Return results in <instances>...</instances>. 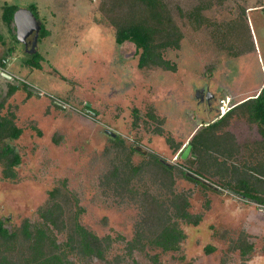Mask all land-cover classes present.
Wrapping results in <instances>:
<instances>
[{
    "label": "rangeland",
    "instance_id": "374dc122",
    "mask_svg": "<svg viewBox=\"0 0 264 264\" xmlns=\"http://www.w3.org/2000/svg\"><path fill=\"white\" fill-rule=\"evenodd\" d=\"M104 1L0 0V60L7 58L0 116L12 113L22 130L3 141L20 163L11 179L0 164V219L15 235L0 238V264H34L43 254L57 255L59 264H264V206L219 189L245 179L264 197V182L248 173L264 165L257 126L236 114L216 132L238 144L227 162L214 153L197 163L175 159L195 129L216 118L197 90L208 91L217 106L224 97L240 104L264 85V0H163L181 34L178 48L162 50L172 71L138 68L133 45L115 43ZM4 4L35 6L49 30L34 48L43 57L40 69L24 65L31 43L23 47L15 26L1 21ZM9 86L18 89L6 97ZM86 103L97 116L84 112ZM152 155L172 171L163 172ZM184 169L201 172L218 190L186 180ZM182 200L188 213L201 216L199 225L175 216ZM42 212L52 223H42ZM25 221L34 238L22 236ZM170 221L184 238L176 251L164 252L150 240ZM36 228L47 237L40 247ZM83 231L96 238L89 248L80 244ZM245 243L252 249L241 255Z\"/></svg>",
    "mask_w": 264,
    "mask_h": 264
},
{
    "label": "trees",
    "instance_id": "16d2710c",
    "mask_svg": "<svg viewBox=\"0 0 264 264\" xmlns=\"http://www.w3.org/2000/svg\"><path fill=\"white\" fill-rule=\"evenodd\" d=\"M101 10L107 15H110V19L115 27V43L122 45L124 43H130L135 48V53L138 55V66L140 68L145 66H158L163 69L174 70V66H170L169 61L163 58L162 50L166 47L178 48L181 39L179 30L174 26L170 12L167 9L163 0H108L104 1L100 5ZM35 6L30 5V10L36 20L39 21L35 15ZM19 9L13 4H4L1 6V21L11 28L13 25V15ZM126 11V12H124ZM40 30L38 33V42L49 35V30L39 21ZM7 52L12 53V49L8 48ZM5 57L0 60V68L3 69ZM41 61L43 57L37 51H32L24 59V65L33 69L41 68ZM27 95L34 94V91L24 86ZM18 87L9 86L6 93V97L13 94ZM240 115L244 117L249 123H253L257 126L260 136L264 139V86L260 90L259 94L255 98L248 99L231 109L228 113L222 116L220 119L214 121L209 126L203 129V137L196 136L194 140L195 150L198 153L201 152L200 146L215 147L218 137L216 131L222 127L228 119L233 115ZM14 115L7 113L5 116H0V163L6 166L10 173L12 169L20 162L19 156L12 151L6 144L2 145L4 139H16L20 135V129L13 123ZM149 118L155 120V118L149 115ZM223 139L232 138L228 133L222 135ZM154 163L165 173H170L172 168L168 167L162 160L155 155L151 156ZM12 176V174L5 173ZM9 176V177H10ZM179 203V202H177ZM176 217L187 218V214L184 208L179 207L176 209ZM44 216V215H43ZM46 220H49L47 216ZM53 221V220H49ZM28 226L23 228V235L26 239H31V232L27 230ZM37 246L40 247L41 239H47L44 232L40 228H36ZM84 232V231H83ZM85 238H80V244L84 248H89L91 242L96 238H88V233H80ZM13 235L8 233L6 228L3 227V222L0 221V238L4 241H10ZM180 234L175 230L174 226H163L158 236L154 239L152 244L163 251L176 250L178 243L182 238H179ZM97 242V241H96ZM59 258L55 254L41 255L33 259L34 264H59Z\"/></svg>",
    "mask_w": 264,
    "mask_h": 264
},
{
    "label": "flooded vegetation",
    "instance_id": "af4514ba",
    "mask_svg": "<svg viewBox=\"0 0 264 264\" xmlns=\"http://www.w3.org/2000/svg\"><path fill=\"white\" fill-rule=\"evenodd\" d=\"M39 22V21H38ZM39 33V32H38ZM35 35H34V32L31 34V35H29L26 39H25V41L24 42H20V44H22L23 45V47H25L29 42L31 43V52L34 50V48H35V44L37 43V41H38V35H37V39L35 40V37H34ZM30 38H32V40L30 41L29 39ZM6 62H7V58L5 59V61H4V64H3V66H4V70H5V66H6ZM170 63V62H169ZM138 66V65H137ZM138 68H140L139 66H138ZM166 70H170V69H166ZM172 71V70H171ZM2 74H6V73H1V75ZM6 75H8V74H6ZM8 76H10V75H8ZM4 77V76H3ZM12 77V76H11ZM5 78V77H4ZM6 80H8V81H12V80H14L13 79V77H12V79H8V78H5ZM264 86V85H263ZM262 86V87H263ZM262 87H261V89H262ZM260 89V90H261ZM260 92V91H259ZM259 92L257 93V95L259 94ZM200 94V95H199ZM203 94V95H202ZM256 95V96H257ZM195 96H196V98H198L203 104H206V105H208V108H210V107H213V109H214V112H215V114H216V118H215V120H213V121H211V122H209V123H206V124H200L196 129H195V131L191 134V136H190V138L188 139V141L184 144V146L182 147V149L175 155V159H180L182 162H189V163H197L201 158H202V154H206L205 156H210L212 153H214V158L215 159H217V161H220V162H223V160L224 161H228V160H230L237 152H238V144L236 143V141L233 139V138H225V139H222V140H217V142H216V144H215V147L214 146H212V148H210V147H204L203 145H201L200 146V150H201V154L200 153H198L196 150H195V144H194V140H195V138H196V136L197 135H199L200 133L199 132H202L203 131V129L204 128H206V126H209L211 123H213L214 121H216V120H218V119H220L222 116H224L226 113H228L231 109H233L236 105H238V104H235V103H232L231 102V100H230V102H231V104H232V107L225 113V114H223V115H219L218 113H217V106H216V103L214 104V105H212L211 106V103L212 102H214V98H213V96H211V94H209V92L208 91H205L204 89H199V90H197V92H195ZM255 96V97H256ZM255 97H251V98H255ZM224 98H228V97H224ZM251 98H249V99H251ZM230 99V98H229ZM248 100V99H247ZM55 103H57V102H53V104L54 105H56ZM218 103H219V101H218ZM242 103V102H241ZM59 104V103H58ZM61 105V104H60ZM218 105V104H217ZM58 106V105H57ZM61 106H63V105H61ZM60 107V106H59ZM61 108H64V106L63 107H61ZM84 112L87 114V115H89V116H91V117H94V116H97L96 115V113L91 109V105L90 104H88V103H86L85 104V107H84ZM133 115L135 116V119H138V111L136 110V109H133ZM150 115V114H149ZM152 116V115H151ZM154 117V116H153ZM150 119H152V118H150ZM135 124V123H134ZM17 128H19V127H17ZM221 128V127H220ZM20 129V135L16 138V139H18L20 136H21V134H22V130H21V128H19ZM219 130V129H218ZM217 130V131H218ZM216 131V132H217ZM106 132H108V134L111 136V137H115L116 135L115 134H112L110 131H108V130H106ZM259 132V131H258ZM217 134V133H216ZM225 134V133H224ZM260 135V134H259ZM217 136V135H216ZM222 136V135H221ZM16 139H11V138H9L8 140H16ZM4 140H7V139H4ZM257 143V145L258 146H260V148H262V150L264 151V139L260 136V139H259V141H257L256 142ZM4 143L2 142V145H3ZM10 149H12V151L14 152V153H16L17 155H18V153L10 146V145H8V144H6ZM188 145H190L191 146V149H190V152H189V154L187 155V157L185 158V159H182L181 158V154L183 153V151L185 150V148L188 146ZM136 148H140V147H135V150H136ZM137 152H139L140 154H142V155H145L146 154V152L145 151H143V150H141V152L140 151H138V150H136ZM142 152H144V153H142ZM210 154V155H209ZM19 156V155H18ZM19 159H20V156H19ZM218 159H220V160H218ZM213 162V161H212ZM20 163V162H19ZM1 164V163H0ZM164 164H166L165 162H164ZM19 165V164H18ZM17 165V166H18ZM168 167H170V168H172L173 169V167H171L170 165H168V164H166ZM3 166H4V169H3V178L4 179H11V178H13L14 177V173H13V171H14V168H16L17 166H15L13 169H12V171L9 173L8 172V170H7V168H6V166L3 164ZM172 169L170 170V172L172 171ZM5 173H8V174H12V176H10V175H6L5 176ZM249 173V176H254L253 178H255V179H257V181H263L264 182V165H263V163H260V162H257L254 166H253V168L248 172ZM182 175H183V177L186 179V180H188V181H190V182H193V183H196V184H201V185H204V186H206V187H209V188H212V190H218V188L219 189H225V190H227V191H229L230 193H232L233 195H236V196H238L241 200H245V201H247V202H251V203H254V204H256V205H259V206H264V197H262L261 196V191H257L254 187H253V185H251L247 180H245V179H242V180H240L239 182H237L236 183V185L234 186V187H231V185H229V184H223V187H221V186H219V187H217V186H215V185H213V184H210L208 181H206L207 179L202 175V173L201 172H198V171H191L190 169H184V172H182ZM10 176V177H9ZM183 201V202H182ZM181 202H179V203H176V204H174V207H173V209H177V208H179V207H182V209L184 208V211H185V213L187 214V218H179V219H181V220H183V221H185L186 223H188V224H190V225H192V226H197V225H199V223L201 222V216L200 215H194V214H190V213H188L187 212V207H188V204H187V202L185 201V200H182ZM40 215H41V218H42V223L44 224V225H47V222H49V223H52L51 221H49V220H46V218H44V216H46L45 215V213H40ZM44 215V216H43ZM175 216H177V215H175ZM0 221L1 222H3L1 219H0ZM171 223L170 224H167V226H171V227H173L174 226V228H175V230L180 234V236H179V238H184V234L179 230H177V226L175 225V223L174 222H172V221H170ZM25 226H28V231H30V228H29V224L25 221L23 224H22V226H21V234H22V236L24 237V235H23V228H25ZM165 226V225H164ZM3 227H4V223H3ZM5 228V227H4ZM6 230L8 231V233H10L9 232V230L6 228ZM31 232V231H30ZM10 234H12L13 236L11 237V238H14V234L13 233H10ZM31 236H32V238H34V232H31ZM158 236V234L156 235V237ZM155 237V238H156ZM25 238V237H24ZM155 238H152V240H150V244L152 245V242L154 241V239ZM181 239V240H182ZM180 240V241H181ZM179 241V242H180ZM152 246H154V245H152ZM156 247V246H155ZM178 247H179V243H178ZM239 251H240V254L241 255H245V254H247L249 251H251V249H252V246H251V244H247V243H245V244H242V245H239ZM178 249V248H177ZM176 249V250H177ZM176 250H167V251H176ZM212 250H213V248L212 247H206V252L207 253H211L212 252ZM161 251H163L162 249H161ZM165 252V251H164Z\"/></svg>",
    "mask_w": 264,
    "mask_h": 264
},
{
    "label": "water",
    "instance_id": "95a60500",
    "mask_svg": "<svg viewBox=\"0 0 264 264\" xmlns=\"http://www.w3.org/2000/svg\"><path fill=\"white\" fill-rule=\"evenodd\" d=\"M13 25L16 29V36L20 40V42H24L25 39L34 32L35 40L37 39L38 32L40 30V24L38 20L34 17L33 13L28 9H17V11L13 15ZM5 78L12 79L11 76L6 74H2ZM56 105L61 106L58 103ZM191 146L188 145L183 153L181 154V158L185 159L189 154ZM136 150L141 152L140 148H136ZM144 153V152H142Z\"/></svg>",
    "mask_w": 264,
    "mask_h": 264
},
{
    "label": "built area",
    "instance_id": "2783aa9c",
    "mask_svg": "<svg viewBox=\"0 0 264 264\" xmlns=\"http://www.w3.org/2000/svg\"><path fill=\"white\" fill-rule=\"evenodd\" d=\"M231 107L232 104L230 102V99L222 98L221 100H219V103L217 105V113L221 116L225 114Z\"/></svg>",
    "mask_w": 264,
    "mask_h": 264
},
{
    "label": "crops",
    "instance_id": "0c3cea01",
    "mask_svg": "<svg viewBox=\"0 0 264 264\" xmlns=\"http://www.w3.org/2000/svg\"><path fill=\"white\" fill-rule=\"evenodd\" d=\"M0 54H1V50H0Z\"/></svg>",
    "mask_w": 264,
    "mask_h": 264
}]
</instances>
